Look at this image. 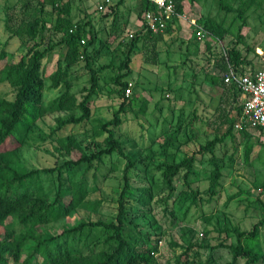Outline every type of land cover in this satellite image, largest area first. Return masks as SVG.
I'll use <instances>...</instances> for the list:
<instances>
[{"label":"trees","instance_id":"16d2710c","mask_svg":"<svg viewBox=\"0 0 264 264\" xmlns=\"http://www.w3.org/2000/svg\"><path fill=\"white\" fill-rule=\"evenodd\" d=\"M123 1H113L108 5L109 10L107 9L103 14L106 15L108 12L114 14L110 29V34L114 38H121L123 30L129 23L127 17L122 24L123 27L120 28L118 17H115V15L119 18L124 17L118 12V6ZM173 1L176 12L182 13L184 0ZM234 1H237L235 7L225 4L224 0H218L226 13L234 12L232 23L239 21L235 30L224 24L223 17L218 19L201 15L198 18L199 25L207 33L206 37L222 41L227 36L234 35L235 39L228 40L218 56L212 51L213 59L207 60L211 66L204 73V78L212 86L221 90L214 108V116L208 120V123L213 126L214 136L200 144L195 153L180 160L157 163L158 168L161 169L162 180L169 192L174 190V182L181 172H183V182L188 183L197 154L209 153L210 161L214 165L209 175L207 193L213 196L220 185L221 170L215 153L216 146L224 143L227 138L234 137V126L239 121L242 109L241 91L235 83L224 82L223 76L229 67H232L238 75L247 74L245 69L251 65V61L241 49V44L245 42L241 29L246 25L248 12L261 8L264 4V0ZM32 2V0H21L19 5L9 7L12 10L7 11L8 17L5 20V27L9 31L8 38L17 37L26 51L15 59H7L8 39L4 41L0 50V83H8L14 91L11 99L0 96V264H160L155 255L160 248L156 241L161 242L163 238L159 237L154 244L151 243L148 236H142L143 234L138 230L139 224L134 218L136 213L145 215L151 209L149 207L152 199L151 186H138L132 194L133 186L126 175L116 201L117 211L114 220L109 222L102 219L81 220L70 226L62 225L61 230L55 234L49 229L57 221L66 218L74 209L84 207L86 196L97 189L99 186L97 178H94L93 186L89 185L87 179V172L94 163L101 162L104 156L116 151L126 157L125 171H127L139 164H145L149 158L150 154L142 155L141 149L152 146L153 139L141 149L139 148V151L131 150L129 153H124L125 144L115 135V130L122 122L121 114L127 109L133 110L131 106L135 95L125 94L129 83L127 76L132 72L129 66L132 55L138 48L137 50L143 53L145 63H160L157 41L161 38V33L154 34L141 24L139 28L129 33V38L126 37L128 41L121 39L118 42H124L127 47L119 63L113 65L109 62L99 67L98 70L113 69L114 74L110 80L115 85L113 91L119 97L118 107L114 109L112 118L101 123L98 128L100 134H106L103 138L104 146L87 153L77 137L68 134L57 138L56 150L67 156L60 166L27 169L23 166L20 150L26 143V134L45 111L59 110L70 113L66 118H56L54 132L67 124L80 123L89 118L90 97L98 85L100 75L92 66V57L88 48L98 43L100 48L90 51L93 57H97L102 47H108L106 41L97 38V31L91 21L86 19L87 14L84 20L73 21L69 3L60 5L61 0H37L34 5ZM137 2L135 9L139 17L144 11L155 8L146 0ZM45 6H50L51 12L56 13L52 25H48V13ZM30 8L35 10V14L27 13ZM174 23L175 19L171 20L164 32L171 34L175 29ZM55 35L60 37L55 39ZM193 43H198L196 37ZM58 46L64 47V52L56 60L55 69L49 74L47 88H62V90L49 100L46 106H43L45 87L43 60L52 55ZM205 46L207 50L211 49L209 41H205ZM196 50L195 53H197ZM80 60L85 61V67L89 70L90 86L84 89L86 93L78 100L76 93L71 90L70 75ZM255 70L256 68L248 73L252 74ZM148 104V101L143 99L137 113L145 114ZM180 111L177 123L174 124L176 133L182 128L184 118L188 116H184L182 110ZM201 118L202 116L193 110L191 117H188V124L183 129L188 133L184 142L191 138L192 132L189 133L188 129H192L195 121ZM170 122L171 120L167 121L173 126ZM248 127L263 132L260 127H251L244 123L242 128L238 129L242 137L248 138ZM173 137L169 135L165 139L157 154L166 156L167 152L175 146ZM152 148L150 152L154 153ZM244 149L246 156L250 146L247 145ZM77 166H84L79 178L74 179L68 176L65 185L64 170ZM43 172L49 174L55 172L58 180L55 190L45 188ZM262 186L264 188V181ZM188 191L194 201L196 192L191 188H188ZM186 192L187 190L183 191V194ZM125 224L131 225L132 230L138 233V237L125 235ZM260 225H264V216L254 223L250 230L233 228L235 243L229 245L219 243L218 245L227 248L231 255V260L223 264H238L241 259L244 260V264L264 262V252L259 248L257 241ZM95 228H98L100 233L94 240L91 235ZM165 243L168 245V253L160 254L165 256L166 261L174 258V264H194L193 259H189V252L196 245L205 246L189 242L185 248L182 247L181 253L176 255L169 246H177V243Z\"/></svg>","mask_w":264,"mask_h":264},{"label":"rangeland","instance_id":"374dc122","mask_svg":"<svg viewBox=\"0 0 264 264\" xmlns=\"http://www.w3.org/2000/svg\"><path fill=\"white\" fill-rule=\"evenodd\" d=\"M19 1L21 0H0V50L4 41L8 39L6 51L9 60L17 58L26 51L17 37L8 38L9 31L5 27L7 11L12 10L9 7L19 5ZM32 1L34 5L37 2V0ZM101 1L61 0L60 5L69 3L70 16L73 21L84 20L87 14L86 19L91 21L97 31V38L106 41L108 47H102L97 57H93L90 51L100 48L99 44L96 43L88 48L92 57V60L90 59L92 66L100 75L98 85L90 97L89 118L80 123L67 124L54 132L56 118H66L70 113L59 110L45 111L26 134V143L20 150L23 166L27 169L60 166L67 156L56 150L57 138L68 134L75 135L87 153L104 146L103 138L106 134H100L98 128L101 123L112 118L114 109L118 107L119 97L113 91L115 85L110 80L114 74L113 69H98L109 62L113 65L119 63L127 47L124 42H118L121 39L128 41L129 33L133 32L138 24L127 25L122 37L114 38L110 34L114 14L108 12L103 15L109 6L99 10L98 5ZM224 2L234 7L237 5V1L234 0H224ZM137 3L133 4V7H136ZM45 10L48 13V25H52L56 13L51 12L50 6H45ZM183 11L184 15L181 17L182 20L181 23L179 22L175 36L173 32L160 34L164 42L157 47L160 52L158 65L145 63L143 53L141 50L138 51V48L129 64L132 70L127 76L130 91L125 94L133 93L135 100L131 106L133 110L127 109L121 114L122 122L116 128L115 135L124 142V153H129L131 150L139 151V148L141 149L153 139L152 146L141 149L142 155L150 154L149 158L145 164H139L127 171H125L126 157L116 151L104 156L101 162L94 163L87 172V179L89 185L93 186L96 177L99 186L86 196L84 207L74 209L66 218L54 223L49 229L51 233L59 232L62 225L70 226L81 220L102 219L107 222L114 220L117 211L116 201L123 187L125 175L133 186L132 194L138 186H151L152 199L149 202L151 209L145 215L136 213L134 218L139 224L138 230L143 234L142 236H148L151 243L154 244L159 237L163 238L161 242L156 241L160 248L155 255L160 264H174V258L166 261L165 256L162 255L168 253L169 250L165 242L177 243V246H169L176 255L180 254L189 242L205 245H196L189 252V259H193L194 264H223L230 261L231 255L227 248L218 246L219 243L225 245L235 243L233 228L250 230L253 224L264 216V188L262 186L264 181V132L260 130L248 127L247 138L242 137L238 129L234 127V137L227 138L224 143L216 146L215 153L221 170V178L220 185L213 196L207 193L209 175L214 168L209 153L195 156L193 172L189 175L187 184L182 180L183 172L176 178L172 192H169L162 180L161 169L158 168L157 163L180 160L195 153L200 144L214 136L213 126L208 123V120L214 116V108L221 90L205 81L204 73L211 66L207 60L213 59L212 51L218 56L228 40L232 41L235 37L229 35L222 41L205 37L203 40H198L197 44L193 43L194 28L195 25H199L198 18L201 15H209L218 19L223 17L224 24L232 30H235L239 22L232 23L234 12L226 13L218 0H186ZM27 13L33 15L35 10L30 8ZM248 13L246 25L241 29L245 37L241 49L251 61V65L245 69L246 73L258 68L262 63L264 4L261 8L250 10ZM115 17H118L120 28L123 27L125 18H119L118 15ZM59 37L55 35L54 38ZM205 41L210 42V50L206 49ZM249 48L251 50L248 51ZM63 52L64 47L58 46L52 55L43 60L45 83L43 106H46L45 104L62 90V88L48 89L47 86L49 85V74L55 69L56 60ZM89 78L90 73L85 67V61L80 60L70 75L71 90L76 93L78 100L86 93L84 89L90 86ZM168 87H170L169 90ZM13 95V88L8 83H0V96L11 99ZM143 99L149 103L147 112L137 113ZM180 110L184 116H188L183 117L182 128L176 133L174 124L177 123ZM193 110L202 118L195 121L192 129H188L189 133L192 132L190 133L191 138L184 142L188 133L183 129L188 124V117H191ZM169 120L173 126L167 123ZM169 135L174 136L175 146L167 152L166 156L157 154L161 149V144ZM247 145L250 149L245 156L244 148ZM151 148L154 153L150 152ZM83 169L84 166L65 169L64 184L66 185L68 176L78 179ZM42 179L46 189L55 190L58 181L55 172L53 174L43 172ZM188 188L196 192L194 201L189 196ZM186 190V194H183ZM133 204L135 205L134 202ZM99 233L98 228H95L91 238L95 240V236ZM124 234L138 237V233L134 232L129 224H125ZM257 241L259 248L264 252V225L259 227ZM238 264H244V260H239ZM258 264H264V262Z\"/></svg>","mask_w":264,"mask_h":264},{"label":"built area","instance_id":"2783aa9c","mask_svg":"<svg viewBox=\"0 0 264 264\" xmlns=\"http://www.w3.org/2000/svg\"><path fill=\"white\" fill-rule=\"evenodd\" d=\"M115 0H102L98 5L99 10L108 7ZM141 1V0H136ZM153 4V10H146L142 13V25L146 30L154 34L163 32L169 21L178 14L175 10L173 0H146ZM195 36L201 40L207 33L201 26H196ZM224 82H233L241 91L243 97L242 109L239 121L235 124L236 129L242 128L247 123L251 127H260L264 132V55L262 56V66L252 74L238 75L232 67L223 76ZM130 84L125 89V93L130 90Z\"/></svg>","mask_w":264,"mask_h":264},{"label":"crops","instance_id":"0c3cea01","mask_svg":"<svg viewBox=\"0 0 264 264\" xmlns=\"http://www.w3.org/2000/svg\"><path fill=\"white\" fill-rule=\"evenodd\" d=\"M125 1V2H124ZM122 3H120L119 4V6H118V12L119 13H122L123 15H124V18H127L128 19V21H129V23H128V25L130 24V25H132V23L134 24V25H137L138 24V27L137 28H139L140 27V25L142 24V21H141V17L142 16H138L137 15V12H136V9H135V7H133V4H136L137 3V1L136 0H133L134 2H132V0H124ZM127 4H129V5H127ZM184 4H186V0H184L183 1V7H184ZM177 16L176 17H174L173 19H175V23H174V27H175V29L173 30V33H174V36H175V33H176V30L179 28V22L182 20L181 19V17H183V15H184V11L182 12V13H180V12H177ZM172 19V20H173ZM131 20V21H130ZM170 22V21H169ZM181 23V22H180ZM195 25V24H194ZM196 26H200V25H195V27ZM195 29V31H196V28H194ZM164 32V31H163ZM163 32H161V33H163ZM158 34H160V33H158ZM178 35H179V32H178ZM196 37V36H195ZM197 39V38H196ZM204 39V38H203ZM203 39H201V40H203ZM164 40V38H162V36H161V38L157 41L158 42V46L157 47H159L160 46V44L162 43V42H164L163 41ZM197 40H199V39H197ZM159 50V49H158ZM154 65H158V64H153V66ZM262 66V63H261V65L258 67V69L260 68ZM256 70H257V68H256ZM205 81H207L209 84H211L208 80H206L205 79ZM206 83V82H205ZM207 83V84H208ZM208 84V86H211V85H209ZM212 87V86H211ZM210 87V88H211ZM240 100L242 101L243 100V97L241 96V98H240Z\"/></svg>","mask_w":264,"mask_h":264}]
</instances>
